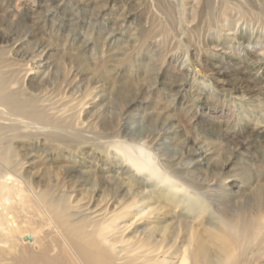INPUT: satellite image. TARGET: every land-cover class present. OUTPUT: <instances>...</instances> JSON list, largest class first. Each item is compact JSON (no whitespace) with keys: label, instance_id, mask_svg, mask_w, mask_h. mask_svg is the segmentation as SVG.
<instances>
[{"label":"bare ground","instance_id":"6f19581e","mask_svg":"<svg viewBox=\"0 0 264 264\" xmlns=\"http://www.w3.org/2000/svg\"><path fill=\"white\" fill-rule=\"evenodd\" d=\"M185 2L143 0L135 15L150 13L138 52L122 63L146 54V78L170 80L164 111L148 112L147 131L136 138L122 124L140 103L127 81L113 99L97 86L76 91L77 79L46 47L28 59L20 47L29 36L0 34V264H264V166L261 185L249 187L252 145L261 144L264 164V120L250 124L247 115L257 102L264 115V86L250 102L242 95L247 85L229 95L219 90L230 65L238 82L257 86L264 59L257 68L207 57L254 42L264 53V0ZM154 8L164 16L152 15ZM26 11L9 32L27 24ZM240 22L259 25L261 37L254 29L235 32ZM85 56L74 63L85 69ZM185 57L217 93H200L198 74L189 79L180 69ZM106 107L123 114L110 117ZM161 126L169 127L165 137ZM200 135L215 140L204 147ZM164 139L180 149L175 160L156 149Z\"/></svg>","mask_w":264,"mask_h":264},{"label":"rangeland","instance_id":"374dc122","mask_svg":"<svg viewBox=\"0 0 264 264\" xmlns=\"http://www.w3.org/2000/svg\"><path fill=\"white\" fill-rule=\"evenodd\" d=\"M131 1L132 4L128 6L123 0H118L115 4L108 3V5L106 0H0V34H8L12 36V39L21 38L22 40L26 36H29L28 41L22 42L23 45L20 47L22 55L28 56V59H31V56L35 55V53L38 55L40 50L46 47L49 54H51V59L53 58L52 61L60 64L64 70H68L67 72H69L70 77L78 80L74 82V90L78 88L76 91L79 90L84 92L97 86L99 88L97 90L98 94H103L113 99L120 85L124 81H127L131 89L133 87L134 90L132 89V91H135L130 97H135L136 101L138 100L140 103H137L136 106L129 109L124 116L122 115V119L125 117L122 124L125 127V133L130 137L133 136L136 138L141 133L144 134L147 131L148 123L145 119L146 114L148 112L151 115L155 114V110H159L163 106V103L165 104L167 101L169 97V91H167V89L169 90V88L167 87L166 89V85L168 86L170 84V80H162L160 76H155V81H150V78H146L148 75V60L146 54H142L138 58H135V60L129 64L122 63L125 59L124 57H126L124 55L134 56L136 55L135 53L138 52L137 47L139 41L137 38L140 37L142 33L140 31H143V28L147 25L145 20L150 16V13H143L141 16L142 18L140 16H138L139 18L136 17L137 10L143 5V0ZM172 1L174 3L176 2L178 5L181 0H179V2L178 0ZM183 1H186L185 3L188 5L193 3V0ZM107 9L108 11L105 12L104 10ZM131 9L134 11H131ZM23 11H26L30 15V20L20 29L23 31L20 33L19 30L18 35L15 33L16 30L15 32L14 30L13 32H9L18 21V12L21 13ZM151 13L152 15H158V17L164 16L162 12H156L155 8L152 9ZM128 16H131V18ZM126 17L127 21H125ZM141 22L142 26H140ZM239 24L241 25V22ZM239 24L237 25L239 29L238 27L235 28V32L239 30L238 34L241 31L245 32V30L253 32L254 29V38L257 34L261 37V28L258 27L259 25L254 26L253 24H247L248 27L246 25H241V30ZM232 25L233 24H230L231 27H233ZM120 30H123V32L118 35L117 32H120ZM231 32L228 33L232 34L233 32ZM228 33L226 34L229 35ZM22 35L25 36L23 37ZM215 36L216 31L213 30V35L211 37ZM134 37H136L137 40L134 41ZM87 39L90 41H87ZM2 40L3 39L0 38V47L6 45L2 43ZM122 47L125 49L121 50ZM237 47L234 52L231 51L230 53L219 50L215 55L214 53L208 52L207 55L209 56L207 57L213 62L221 61L224 65H228L229 62L232 63L236 60L257 68L261 65L260 60L261 58L264 59V53L261 51V44L257 45L256 42H254L253 45L248 47V49L246 48L243 52H241L242 48L239 46ZM81 53L86 54L85 57L89 59L88 66L85 69L79 67L76 62V64L74 63V58H77ZM248 55H259V58L250 60ZM184 62H186L185 65L180 67V69L182 72H186V70L189 72V79L192 78V73L198 74L197 82L201 87L200 93L205 94L209 89L214 94L218 92V88L211 85L212 79L210 77L204 76L205 74L201 73L199 67L194 69V65H191L190 57H185ZM228 67L229 74L221 78L223 81L221 82L222 84L219 90L227 91V93H225L229 95L232 89H238L247 85V92L242 94L248 95L244 101L250 102L252 100L251 97L261 96V88L264 86V78H262L264 77L263 72L260 73L258 77V73L255 74L254 77H257L256 79L258 82V85L255 86L256 84L238 82V80H236V75H238L237 71H234L235 68L232 65ZM207 76L210 75L208 74ZM193 96V94H189L191 99ZM233 101H236V104L238 103V113L242 111L240 110V99L235 98ZM167 104L169 103H166V105ZM148 107H150V109H148ZM250 109L251 110L247 113V115H250V124L264 120V115H262L263 113L260 111L261 104L257 102L255 105L251 106ZM162 110L163 108L159 111ZM104 111L110 117L115 114L120 115L122 112V110L120 112L119 108L110 107H106ZM121 114H123V112ZM244 116H246V114H244ZM120 119L121 118H119V120ZM157 132H160V134L165 137V133H169L170 131L168 126H161ZM199 138L202 139V135H200ZM209 139L210 140H201V142L204 143L202 144L204 147L215 140L214 138ZM246 143L250 144L248 140ZM159 144L163 145L160 147L157 146L156 149L163 150H160V152L163 154L164 159L175 160L178 157L180 149L172 145L169 140L164 139L160 141ZM250 148L253 149L252 151H257V159L255 162H249L250 175L253 177V182L250 183L249 187L252 185H261V166H264V164L260 163L263 161L261 144L252 145ZM244 153H246L245 150ZM191 167H193V163L183 162L182 168L189 169ZM214 189H212V193L216 190ZM215 205H217V203H215Z\"/></svg>","mask_w":264,"mask_h":264}]
</instances>
